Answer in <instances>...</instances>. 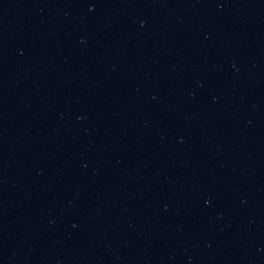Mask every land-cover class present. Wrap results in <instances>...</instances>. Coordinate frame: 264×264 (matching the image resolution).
<instances>
[{
	"label": "water",
	"instance_id": "water-1",
	"mask_svg": "<svg viewBox=\"0 0 264 264\" xmlns=\"http://www.w3.org/2000/svg\"><path fill=\"white\" fill-rule=\"evenodd\" d=\"M0 264H264V0H0Z\"/></svg>",
	"mask_w": 264,
	"mask_h": 264
}]
</instances>
